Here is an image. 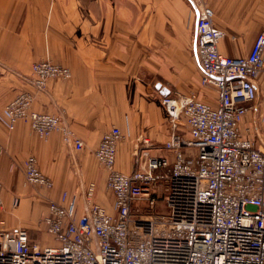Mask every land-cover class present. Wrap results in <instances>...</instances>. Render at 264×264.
Instances as JSON below:
<instances>
[{
  "label": "built area",
  "instance_id": "built-area-1",
  "mask_svg": "<svg viewBox=\"0 0 264 264\" xmlns=\"http://www.w3.org/2000/svg\"><path fill=\"white\" fill-rule=\"evenodd\" d=\"M188 1L196 11L200 84L216 89V101L202 99L198 91L162 95L170 123L162 147L172 157L151 154L154 144L143 138L130 172L116 166L124 134L113 125L94 155L106 173L114 211L95 199V181L85 188L81 216L80 195L65 191L60 200L49 201L39 219L52 243L40 244L28 228L1 223L0 264H264V149L240 130L259 96L264 29L247 55H226L218 47L225 31L215 25L209 0ZM71 76L69 67L44 59L32 65L29 80L37 93H44L49 79ZM35 98L20 91L7 103L8 127L25 120L33 133L48 138L59 132L65 144L82 150L84 140L66 122L64 108L36 111ZM24 175L31 186L54 187L34 154L25 160ZM3 188L0 179V205ZM21 200L12 196V207ZM159 201L164 210L157 209Z\"/></svg>",
  "mask_w": 264,
  "mask_h": 264
},
{
  "label": "crops",
  "instance_id": "crops-1",
  "mask_svg": "<svg viewBox=\"0 0 264 264\" xmlns=\"http://www.w3.org/2000/svg\"><path fill=\"white\" fill-rule=\"evenodd\" d=\"M209 3L215 25L225 31L219 50L231 56L247 55L264 29V0ZM195 22L196 11L188 0H0V179L6 186L0 225L25 227L34 240L35 233L46 239L49 236L40 230L39 219L47 213L49 201L60 200L65 189L80 195L77 215L81 216L86 184L78 182L76 171L87 170L84 157L96 168L97 201L112 205L114 211V198L103 192L94 159L101 137L113 125L124 134L118 143V169H133L135 148L143 138L154 144L151 154L172 157L162 147L170 136L162 95L198 91L208 102L217 98L213 86L200 84ZM44 59L69 67L72 76L51 78L45 92L37 93L29 76L32 65ZM257 85L255 107L244 116L240 130L264 149V71ZM20 91L36 94V111L64 108L66 122L84 140V157H73L75 150L59 132L37 139L25 120L14 129L8 127L5 107ZM18 151L25 154L22 159ZM31 154L55 186L50 192L21 196L20 206L12 211V196L23 195V164Z\"/></svg>",
  "mask_w": 264,
  "mask_h": 264
},
{
  "label": "rangeland",
  "instance_id": "rangeland-1",
  "mask_svg": "<svg viewBox=\"0 0 264 264\" xmlns=\"http://www.w3.org/2000/svg\"><path fill=\"white\" fill-rule=\"evenodd\" d=\"M30 131H31V133H32V137L33 138H37V139H47V138H45V137H42V136H40V135H38V134H35V133H33L32 132V130H31V127H30ZM152 142V141H151ZM83 150V149H82ZM82 150H75L72 154H74V155H72L73 157L74 156H76L77 158H78V155L80 154L81 156H83V154H82ZM24 153H22V152H20V151H18V158H23L24 157ZM16 156V155H15ZM84 157V156H83ZM94 158V157H93ZM85 161H86V164H88V168H87V170H80V169H78L77 171H76V175H77V178H78V182L80 183H84V184H86V186H87V184L90 182V181H95L96 182V186H97V188H96V195H95V199L97 200V194H98V192H99V180H97V179H95L94 178V172L96 171V168H94V167H92V166H90V163H89V158H83ZM95 159V163L97 164V168H99V174L100 175H102V179H103V182H104V189H103V192H105V194H107L108 195V193L109 194H111V196L113 197V195H112V192L110 191V190H108L107 189V187H106V173L103 171V169L100 167V165H99V163H98V161H97V159H96V157L94 158ZM24 164H25V161H24ZM23 164V165H24ZM90 167V168H89ZM24 168V167H23ZM54 186H55V184H54ZM5 188H6V186H4V191H5ZM20 188H22V191H23V195H21V194H19L20 196H28V195H31V194H37V193H39V192H41L42 190L43 191H47V190H45V189H43V188H41V187H34V186H31V185H29V184H27L26 183V180H25V175L21 178V183H20ZM54 188V187H53ZM15 190V189H14ZM13 190V191H14ZM51 191V190H50ZM50 191H48V192H50ZM65 191H67V192H70L69 190H63L62 191V193H61V196H62V194L65 192ZM73 192H76V191H74L73 190ZM102 205H104L110 212H112L113 210L111 209L112 208V205L111 206H109V205H107L106 203H103ZM2 206V205H1ZM157 209H161V210H164V207H163V203H162V201H159V203H158V207H157ZM11 210L12 211H14L15 210V208L14 207H12V205H11ZM5 226H6V224H4ZM39 228H40V226H39ZM41 230V229H40ZM29 231H31V230H29ZM31 234V233H30ZM36 235L34 236L35 237V239H36V242H39L40 244H47V243H52V241H53V239H52V237L48 234V233H45L46 234V236H49V237H47L46 239L44 238V236H43V234H38V233H35Z\"/></svg>",
  "mask_w": 264,
  "mask_h": 264
},
{
  "label": "water",
  "instance_id": "water-1",
  "mask_svg": "<svg viewBox=\"0 0 264 264\" xmlns=\"http://www.w3.org/2000/svg\"><path fill=\"white\" fill-rule=\"evenodd\" d=\"M161 85H162L161 83H158V84H157V87H161Z\"/></svg>",
  "mask_w": 264,
  "mask_h": 264
}]
</instances>
